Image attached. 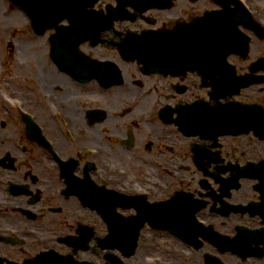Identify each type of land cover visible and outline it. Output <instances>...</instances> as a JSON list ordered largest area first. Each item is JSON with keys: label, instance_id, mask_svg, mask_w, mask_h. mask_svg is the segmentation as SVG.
<instances>
[{"label": "flooded vegetation", "instance_id": "af4514ba", "mask_svg": "<svg viewBox=\"0 0 264 264\" xmlns=\"http://www.w3.org/2000/svg\"><path fill=\"white\" fill-rule=\"evenodd\" d=\"M210 1L176 0L172 10L157 11L167 14L156 27L192 23ZM10 40L0 39V263L24 264L51 249L70 252L63 238L106 236L107 220L129 198L128 189L161 181L163 168L153 154L159 161L172 159L170 152L160 154L166 130L149 121L147 112L163 104V93L174 91L182 101L204 88L194 73L146 77L117 53L125 76L121 86L83 85L52 64L49 53H35L33 40ZM103 56L115 58L110 52ZM13 100L22 102L38 130ZM99 109L106 112L102 119L91 115Z\"/></svg>", "mask_w": 264, "mask_h": 264}, {"label": "rangeland", "instance_id": "374dc122", "mask_svg": "<svg viewBox=\"0 0 264 264\" xmlns=\"http://www.w3.org/2000/svg\"><path fill=\"white\" fill-rule=\"evenodd\" d=\"M2 8V5H0V9ZM259 42V41H258ZM263 47H264V43H262V42H259ZM259 50V52L258 53H262V48H260V49H258ZM243 97H244V95H243ZM256 99H258V100H260L261 99V96L259 95V97H257ZM255 98H252L251 96H248L247 97V99H244L243 98V100H246V101H254V100H256ZM250 143H252V140L250 141Z\"/></svg>", "mask_w": 264, "mask_h": 264}, {"label": "bare ground", "instance_id": "6f19581e", "mask_svg": "<svg viewBox=\"0 0 264 264\" xmlns=\"http://www.w3.org/2000/svg\"><path fill=\"white\" fill-rule=\"evenodd\" d=\"M255 51H257V50H256V46H255ZM251 262L254 264V261H251Z\"/></svg>", "mask_w": 264, "mask_h": 264}]
</instances>
